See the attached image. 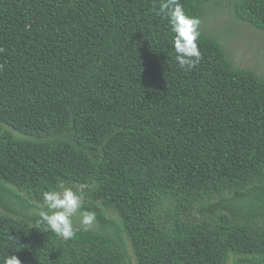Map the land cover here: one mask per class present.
Wrapping results in <instances>:
<instances>
[{
	"label": "trees",
	"instance_id": "obj_1",
	"mask_svg": "<svg viewBox=\"0 0 264 264\" xmlns=\"http://www.w3.org/2000/svg\"><path fill=\"white\" fill-rule=\"evenodd\" d=\"M162 2L0 0V262L264 264V78L208 26L264 32V0H179L191 70ZM61 184L95 214L67 241L36 223Z\"/></svg>",
	"mask_w": 264,
	"mask_h": 264
},
{
	"label": "clouds",
	"instance_id": "obj_2",
	"mask_svg": "<svg viewBox=\"0 0 264 264\" xmlns=\"http://www.w3.org/2000/svg\"><path fill=\"white\" fill-rule=\"evenodd\" d=\"M159 11L167 19L173 34L171 43L176 63L184 70L195 68L202 59V52L198 46L201 21L186 14L179 0H163ZM42 197L46 210L38 213L39 219L36 223L66 241L74 238L81 228L75 226L73 217L77 216L81 209L84 194L61 184L55 189L43 191ZM94 222V213L83 212L80 216L79 223L84 231L90 230ZM0 264L22 262L16 255H9Z\"/></svg>",
	"mask_w": 264,
	"mask_h": 264
},
{
	"label": "rangeland",
	"instance_id": "obj_3",
	"mask_svg": "<svg viewBox=\"0 0 264 264\" xmlns=\"http://www.w3.org/2000/svg\"><path fill=\"white\" fill-rule=\"evenodd\" d=\"M208 26L220 38L225 50L235 59L236 63L242 67L255 70L264 78V32L257 30L247 22L236 19L226 3H223L214 12ZM63 186L82 192L86 198V191L82 185L68 184ZM40 205L45 206L43 203ZM110 214L115 216L112 212ZM78 215L81 213L79 212L75 217L78 218ZM94 224L93 226H95Z\"/></svg>",
	"mask_w": 264,
	"mask_h": 264
}]
</instances>
